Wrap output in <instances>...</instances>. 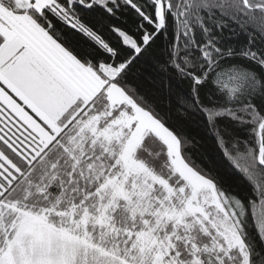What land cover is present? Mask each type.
<instances>
[{"label": "snow or ice", "instance_id": "1", "mask_svg": "<svg viewBox=\"0 0 264 264\" xmlns=\"http://www.w3.org/2000/svg\"><path fill=\"white\" fill-rule=\"evenodd\" d=\"M0 264H264V0H0Z\"/></svg>", "mask_w": 264, "mask_h": 264}]
</instances>
